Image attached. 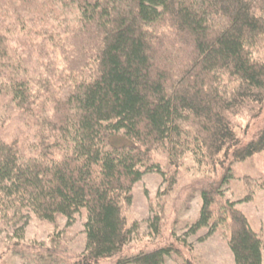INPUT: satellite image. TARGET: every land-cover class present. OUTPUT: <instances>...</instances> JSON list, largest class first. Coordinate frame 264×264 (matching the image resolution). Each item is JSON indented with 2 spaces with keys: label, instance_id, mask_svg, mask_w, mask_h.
<instances>
[{
  "label": "trees",
  "instance_id": "trees-1",
  "mask_svg": "<svg viewBox=\"0 0 264 264\" xmlns=\"http://www.w3.org/2000/svg\"><path fill=\"white\" fill-rule=\"evenodd\" d=\"M262 37L264 0H0V105L30 131L0 137L1 228L19 243L34 217L69 227L85 210V246L67 264H165L174 245L125 252L138 225L124 211L145 172L169 193L191 158L227 173L201 191L189 232L226 226L234 263L263 264L227 191L233 164L264 150V126L247 136L234 123L264 104ZM161 153L169 175L153 163Z\"/></svg>",
  "mask_w": 264,
  "mask_h": 264
},
{
  "label": "rangeland",
  "instance_id": "rangeland-1",
  "mask_svg": "<svg viewBox=\"0 0 264 264\" xmlns=\"http://www.w3.org/2000/svg\"><path fill=\"white\" fill-rule=\"evenodd\" d=\"M72 17L70 13L68 18ZM263 38L254 46V58L258 60H264ZM1 106L0 137L7 142L19 138L21 141L29 139L30 131L24 125L20 113L9 115L6 107ZM260 107L258 105L255 110L252 108L250 113L248 108L242 109L236 116L234 123L239 134L252 136L264 126V104ZM168 161L165 154L153 155V163L160 165L161 171L167 175L171 170ZM223 173L225 175L227 171L220 169L208 173L205 167L198 166L189 158L180 167L178 184L166 193L168 185L162 173L145 172L134 185L132 204L125 207L128 225H138L136 236L125 252L129 254L138 249L174 245L175 251L166 256L165 264H235L227 244L226 235L229 231L226 226L219 227L209 236V228L189 232L199 218L201 191L210 182L223 179ZM232 174L227 185L228 196L238 202L237 207L245 213L251 227L262 238L264 264V150L234 163ZM156 215L160 218L163 216L159 234L153 233L148 223ZM86 217V211L82 210L75 215L69 227L64 216L56 222L41 221L34 217L26 228L24 239L19 243L11 240L12 230H4L0 226V264H52L55 261L67 264L76 260L85 246ZM114 260L116 258L103 260L101 264H112Z\"/></svg>",
  "mask_w": 264,
  "mask_h": 264
}]
</instances>
